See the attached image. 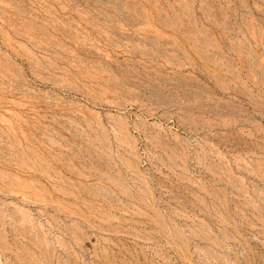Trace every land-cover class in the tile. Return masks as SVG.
<instances>
[{
	"label": "rangeland",
	"instance_id": "rangeland-1",
	"mask_svg": "<svg viewBox=\"0 0 264 264\" xmlns=\"http://www.w3.org/2000/svg\"><path fill=\"white\" fill-rule=\"evenodd\" d=\"M0 264H264V0H0Z\"/></svg>",
	"mask_w": 264,
	"mask_h": 264
}]
</instances>
